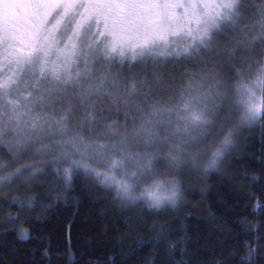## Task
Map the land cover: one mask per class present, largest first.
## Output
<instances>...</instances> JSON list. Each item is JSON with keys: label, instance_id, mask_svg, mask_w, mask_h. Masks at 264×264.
<instances>
[{"label": "trees", "instance_id": "16d2710c", "mask_svg": "<svg viewBox=\"0 0 264 264\" xmlns=\"http://www.w3.org/2000/svg\"><path fill=\"white\" fill-rule=\"evenodd\" d=\"M241 2L243 28H250L263 1ZM225 32L219 57L238 45L231 67L221 64L232 84L238 79L234 70L247 66L238 55L240 44L246 46L253 32ZM263 47L253 48L248 66L262 62ZM172 63H163L157 78L155 71L124 78L121 92L134 80L135 98L144 107L174 97L190 78L182 75L187 65ZM8 162L0 179L22 164ZM62 167L53 163L22 190L0 197V264H264V118L237 129L217 171H173L182 185L175 205L127 202L92 174L79 169L66 175ZM25 232L29 238L21 240Z\"/></svg>", "mask_w": 264, "mask_h": 264}, {"label": "snow or ice", "instance_id": "6c2138e0", "mask_svg": "<svg viewBox=\"0 0 264 264\" xmlns=\"http://www.w3.org/2000/svg\"><path fill=\"white\" fill-rule=\"evenodd\" d=\"M180 7L190 5L162 4L159 0H88L87 3L84 0H0V142L8 133H14L17 147L30 142L31 134L48 131L53 135L57 132L65 135L71 107L59 119L34 109L53 107L67 97L70 88L80 89L79 99L92 109L87 114V119L92 122L97 117V105L91 103L94 96H106L113 105L132 107L131 100L138 92L136 82L133 80L122 93L120 82L111 73L110 66L105 68L101 64L99 74L94 70L95 66L98 61L113 60L112 53H119L123 57L125 47L132 51L133 59L154 54L159 47L157 41L163 43L165 36L175 34L167 10ZM212 7L222 11H213L209 17L198 21L199 26L189 37L190 42H185V46L177 49L174 55L189 60L198 58L212 51L216 34L228 27L235 29L239 26L241 0H221ZM85 16L93 20L103 18L105 29L113 37L111 48L106 47L101 51L95 36L89 39L91 24L83 27ZM258 16L259 19L250 28L244 29L245 32L255 33L252 40L247 42V47L257 41L264 44V4L260 5ZM167 51L170 52L171 48ZM81 58L83 71L73 73L70 65ZM218 67L219 64L213 63L211 68L202 71L199 80L190 82L185 90L186 95L181 94L178 106L162 108L157 104L150 105V111L142 116L140 125L130 133L126 130L121 133L113 125L108 127L107 134L118 139L111 145H96L97 154L103 155L110 148L121 157V160L112 162L113 168L122 167L128 162L136 168L128 178L130 182L117 184V195L121 199L135 202L144 198L150 208L156 209L165 202L175 205L174 193L160 195L162 191L168 192L162 183H155L145 189L143 197H137L133 194L131 182L151 172L155 154L150 149L159 139L158 128L165 123V117L171 123V117L175 115V132L188 140L194 139L195 134L202 133L212 123L214 113L208 107V102L222 95L220 88L223 81L216 70ZM237 74H240V70H237ZM209 81L208 90L202 91ZM256 90L264 94V63L259 67L254 81L237 85V91L244 98L241 115L245 124L250 125L264 118V107L254 103ZM136 108L141 110L139 105ZM181 122L182 128L179 126ZM21 126H25L27 131H21ZM133 139L143 140V152L130 147V140ZM66 145L78 152L83 145L85 151L80 152L81 159L85 158L89 147L78 137L63 141L59 147L63 149ZM181 152V146L177 145L175 151H169L167 155L179 163ZM69 155L63 153L64 158ZM65 172L67 175L68 170L65 169ZM101 175L97 173L98 177ZM11 178L10 175L6 179ZM110 179L114 181V177L104 176L105 183ZM28 238L26 232L20 235L21 240Z\"/></svg>", "mask_w": 264, "mask_h": 264}, {"label": "rangeland", "instance_id": "374dc122", "mask_svg": "<svg viewBox=\"0 0 264 264\" xmlns=\"http://www.w3.org/2000/svg\"><path fill=\"white\" fill-rule=\"evenodd\" d=\"M262 1L264 4V0ZM84 2L87 3L88 0H84ZM159 2L162 4L170 3L190 5V7L171 8L167 10L170 15L171 26L175 34L165 36L163 43L157 41L159 47L154 54H149L143 57L136 56V58L133 59L132 51L125 47L123 57H121L119 53H112V56L114 57L113 60L109 62L98 61L94 70L97 71V74H99L101 64H104L105 68L110 66L111 73L115 75L120 82L122 90V88L126 86L124 78H137L140 72H142L141 74H144L150 71V74L152 75L155 71L156 74L153 77L157 78V73L161 71L160 67H163V63L165 64L170 62L173 64L172 62H181L180 64L187 65V68L182 75H184L185 78L190 79L186 81L185 86L181 91H178L175 95H173L174 97L171 95L165 100L153 103L162 108H172L180 104L181 94L184 93L186 95L185 90L188 88L190 82L194 83L199 80L202 71L211 68L213 63L219 64V67L216 70L219 73V78L223 81L220 88L222 95L215 97L213 100L208 102V107L212 109L214 113L212 123L208 125L202 133L195 134V138L191 140H188L187 137H182L180 134L175 132L177 127L175 115L171 117V123H168V118L165 117V123L158 128L159 139L150 151L154 153L156 157L154 162L155 171L157 173H169L170 168L167 160V154L169 151H175L177 145L181 146V155H183L184 153L192 150L194 147H200L202 144L213 141L224 128L232 127L236 124L243 111L242 100L244 99L237 91V85L240 83L250 84L251 81L256 79L258 69L261 64L264 63V47L261 49L263 57L262 62L256 66L255 64L253 66H248L250 62L249 59L254 56V49H257L260 42H255L251 47L244 46L243 43L240 44V49L243 54L241 53L238 55L240 56L241 62L247 66L244 69L237 68L234 70L233 73L238 79L231 84L228 82L230 75H227L228 73L226 72V69L224 70L221 68V64L226 63L229 68L231 67V64L234 63V54L236 53L235 50L238 45L233 46V51L230 53V56L219 57L222 55L220 53L224 51L221 41L226 39L225 33L227 32H225V30L228 31V34L244 31L243 22L240 20L239 26L235 29L228 27L220 34H216L214 36L215 44L211 52L204 53L198 58L189 60L184 57L176 56L174 53L177 49L183 48L185 46V42H190L189 37L196 32L199 26L198 21H202L209 17L213 11H222L218 8L213 9L212 7L213 5L220 3L221 0H159ZM197 5H199V7H197ZM255 10V13L257 14L254 22H256L259 18V8ZM81 12H84V9H81ZM89 24H91V36H89V39L91 40L92 36H95L96 41L101 45V51H103L106 47L111 48L114 42L113 37L111 33L105 29L103 18L93 20L92 18L85 16L83 27L87 28ZM97 32H99V35H97ZM250 34L254 35L255 33L253 32ZM168 48H171L170 52L167 51ZM137 51H139V49H137ZM256 52L259 53L258 50ZM216 58H218L217 61L215 60ZM198 61H204L210 66L205 67L206 63ZM135 63H138L139 66L136 67V65H134ZM197 66L199 69L196 74L193 72V69L196 70ZM70 68L73 73L76 71H83V59L81 58L76 63H72ZM237 70H240L239 75L237 74ZM210 84L211 81L206 82L202 91L206 92ZM86 86L87 82L85 83V87ZM80 94V89L73 90L70 88L68 90L67 97L63 101L56 103L53 107H36L34 109L36 112H43L48 116L59 119L66 113L67 109L71 107L72 111L68 115L67 120L68 132L65 135H61L58 132L55 135L48 131L39 132L37 134H31L30 142L17 147L15 145L16 138L14 133H8L4 140L0 142V173L9 167V160L16 163L22 162L17 170L11 174H6V178L11 175L12 178L10 180L5 178L3 179V182H0V197H6L11 192L16 190H22L26 184L31 182L33 177L41 176L43 170L47 166H51L53 163H60V166L64 167H62L64 172L65 169L68 170L67 173H71L73 170L79 169L88 172L102 184L113 189L116 193L117 184L119 182H130L128 179L129 176L136 171L133 164L128 162L122 167L113 168L112 162L114 160H121L119 153H114L109 148L103 155H100L97 154L95 146L99 144L111 145L116 142L118 138L111 137L107 134L108 127L110 125L118 128L121 133L125 130L130 133L134 127H138L140 125L142 116L150 111V105H147L146 107L140 105L138 97L135 98L134 96L131 100L132 107L125 108L122 104L118 106L113 105L111 100L106 96H94L91 103L97 105L95 109L97 117L96 121L92 122L87 119V114L92 111V109L90 105L83 104L81 102L79 99ZM136 96H138V92ZM107 100L110 101L112 106H108L105 103ZM254 103H256L258 107H264V94H262L259 90H256V99ZM136 105H139L141 110H137ZM108 109L110 110L107 111ZM107 115L113 116V120L106 121ZM179 126L182 128L183 122H181ZM245 126H249V124H245L240 127L242 128ZM21 131H27V128L25 126H21ZM71 137H78L84 141L85 145L89 146L85 152L84 159H81L80 155V152L85 151L83 145L80 146L79 152L73 149L70 145H66L63 149L59 147L63 141H67ZM185 140H187V143H184ZM130 147L134 151L138 150L143 152V140H130ZM3 150L7 154H5ZM65 152L70 154L67 158H64L63 156V153ZM186 166L188 167L189 165H180L175 169H172L171 173H173V171L175 173L178 169L183 170L182 168ZM97 173H101L102 175L98 177ZM105 175L109 178L114 177V181L110 179L109 182L105 183ZM152 180L153 176L150 173H145L136 179L135 184L137 191L135 195L137 197H143L145 189L151 188ZM160 195L165 196L168 195V193L162 191ZM138 200L145 199L141 198L136 201ZM168 205L170 204L165 202L161 207Z\"/></svg>", "mask_w": 264, "mask_h": 264}, {"label": "clouds", "instance_id": "9594fccd", "mask_svg": "<svg viewBox=\"0 0 264 264\" xmlns=\"http://www.w3.org/2000/svg\"><path fill=\"white\" fill-rule=\"evenodd\" d=\"M245 125L240 114L236 124L232 127H226L222 132L211 142L202 144L200 147H194L192 150L181 155L179 163L167 157L170 172L157 173L155 171L154 162L156 157L152 160V169L150 174L153 176L151 187L157 183H162L168 189V195L175 194V203H177L182 196L181 181L171 175V170L180 165H189L192 168L207 175L217 171L222 165L227 153L235 143V133L240 126ZM132 191L135 195L137 188L135 181H132ZM136 196V195H135ZM127 202H132L124 199Z\"/></svg>", "mask_w": 264, "mask_h": 264}]
</instances>
